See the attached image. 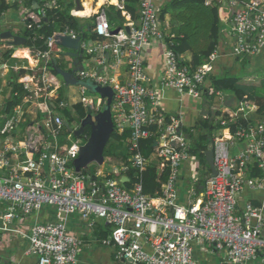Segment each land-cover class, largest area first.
<instances>
[{
	"label": "built area",
	"instance_id": "1",
	"mask_svg": "<svg viewBox=\"0 0 264 264\" xmlns=\"http://www.w3.org/2000/svg\"><path fill=\"white\" fill-rule=\"evenodd\" d=\"M166 1L169 0H142L138 25L127 17L128 22L117 35L112 34L114 30L105 12L96 13L94 32L101 40L81 44L85 54L96 62L104 64V55L111 53L116 63L124 60L128 68L126 85L97 71L76 74L81 81L113 88L115 133L130 132L129 164L110 170L114 178H108L103 170L94 179L84 171L76 173L73 163L89 137L64 135L63 110L81 103L86 110L91 107L95 113L101 111L100 100L87 97L84 87H80L78 102L61 98L59 77L50 69L53 59L62 55L56 37L80 36L74 29L66 28L48 40L47 51L34 53L30 69L33 74L21 81L26 96L19 99V105L0 130L4 139L0 153V203L8 206L0 231H10L15 220L34 216L46 206L54 207L55 222L36 223L30 230L27 255L35 257L37 264H77L83 244L68 231L67 221L72 215H78L91 227L103 220L112 228L102 245L115 249L118 263L131 258L134 264H196L194 244L199 241L226 254V264H248L257 254L264 256V202H240L247 191L264 193V123L257 119L256 103L244 99L227 109L223 104L228 96L216 92L224 108L216 112L225 115L220 121L223 129L212 144L217 176L210 175L201 198H193L196 193H192L188 205L179 203L182 168L190 164L197 174L195 166L200 168V164L191 153L192 140L185 132L184 117H170L162 111L161 90H173L180 97L203 104L205 92L214 93L209 77L219 73L217 63L221 56L215 50L200 67L185 64L168 43L175 36L165 31L161 21ZM219 2L225 4V0ZM213 4L214 0H206L207 6ZM228 6L234 12V44L229 57L245 59L258 54L264 45V1L252 0L241 7L230 0ZM59 7L60 0H43L37 13L24 7L21 23L26 25L29 20L41 29L47 12ZM115 7L124 11V2L118 1ZM105 39L112 41L106 43ZM153 47L160 49L162 56V72L154 86L144 61L145 51ZM37 113L45 118H36L28 139L14 144L13 135L19 124ZM232 126H236L234 132ZM71 127L77 131L80 124ZM60 137L69 144L60 146ZM147 139L155 141L159 170L168 173L157 198L146 195L140 181L151 164L141 150V143ZM238 146L242 149L237 150ZM131 169L137 172V182L127 189L121 178L127 177ZM253 171H260L262 176L252 177Z\"/></svg>",
	"mask_w": 264,
	"mask_h": 264
},
{
	"label": "crops",
	"instance_id": "2",
	"mask_svg": "<svg viewBox=\"0 0 264 264\" xmlns=\"http://www.w3.org/2000/svg\"><path fill=\"white\" fill-rule=\"evenodd\" d=\"M7 1L14 2L16 0ZM118 1L119 0H91V8L93 10L91 15L87 17H80L76 15L82 12L78 11L76 5L75 9L71 12V15L74 13L76 15L75 17L90 18L98 12H103V8L108 5L112 4L113 6H116ZM170 1L171 0L168 2L166 1L164 7ZM79 2L81 3L84 11L85 3H87L88 0H79ZM221 8L224 9L219 13V20L222 24L220 26L219 41L216 48L219 52V56L221 57L217 63L219 73L216 76H220L224 73L233 75L234 73L232 68L237 62L236 59L229 57L234 44V34L229 28V25H231L234 30L232 25L234 12L230 11L228 4L226 3L221 4ZM22 12L23 9H21L18 13L14 11L7 12L2 19L0 27L4 29V31H11L13 34L18 35L21 27L23 26V23H21ZM228 19H230V21ZM163 23L166 28V32L169 33L173 31V28H177L179 26L170 15L165 16ZM111 41V39L104 40L106 43H111ZM59 49V52L64 54L62 48ZM34 57V52L29 48L20 47L18 49H13L7 46L5 42H0V130L3 128L7 118L12 116L13 109L19 105V102H17L11 113H6L7 104L13 97L12 84L16 83L21 85L23 88L21 81L24 79L28 80L29 76H32L33 74L30 69L33 66ZM104 59L105 63L101 64L99 60L96 62L95 59L85 54L82 60L77 61L71 59L72 64L66 63V71L73 70V67L77 70L83 69L86 72L97 71L99 75L114 78L120 84L126 85L129 82V73L125 61L122 60L118 63L117 60L116 63L111 53H106L104 55ZM182 59L185 64L189 65L193 59V55L191 52H187L182 55ZM241 59L242 61L245 60L246 63L241 61L242 63L238 62L237 66H244L241 64H246L243 78L247 77V75L251 73H258L260 69H264V45L261 47L258 54ZM144 61L146 72L150 79V84L154 86L162 72V56L160 49L153 47L145 51ZM84 65H86L88 69H85L86 67ZM59 81L62 89L63 86H67L68 90L72 87L66 85L62 79H59ZM80 90L81 88L78 87L76 92L79 91L80 94ZM19 98L20 97L17 99ZM94 98L95 97H92L91 99ZM78 99L74 97L71 101H68L64 98V100L69 103L78 102ZM235 102V99L228 96V100L223 104V106L227 109H231L235 106ZM27 106L28 105H23V108ZM161 107L162 111L167 116H183L185 119V131L189 130L190 132L193 131L200 122L205 121V118L213 115L217 109L221 112L224 111V108L220 106L219 101L213 107V105L209 104V102L207 103V101H204V103L201 104L193 101L189 97H180L179 94L173 90H161ZM206 113H209V115ZM36 118L37 121L43 120L40 118V115L37 114L34 116H28L19 124L18 130L13 135L12 142L14 144L28 139L31 127ZM126 133L130 134L129 131H126L124 134ZM3 144L4 139L0 136V153L3 150ZM240 149H242V147L238 146L237 150ZM122 165L123 164L120 163L119 166ZM195 169H197V174L190 164H185L182 168L179 183V203L182 205H188L189 201L192 199V193H196V196L193 197L196 199L201 198L204 193L205 185L202 184L203 181L200 180V168L195 166ZM248 201L253 202L255 205H260L264 202V193L261 191H247L244 195H242L240 202L241 204H245ZM7 208L8 206L6 203H0V225ZM55 221L56 209L51 206H46L34 216L27 217L22 220H15L9 226L10 231H0V264H37V259L35 257L27 255V251L30 246L28 239L30 230L36 223L45 224ZM67 228L69 233L79 239L83 244L82 253L78 258L77 264H122L116 261L115 249L113 247H105L102 245V241L111 235L112 230V228L105 221L98 220L94 226L91 227L78 215H72L68 218ZM193 258L196 264H226V254L218 253L214 251L213 246L200 241L194 244ZM248 264H264V256L261 253L257 254L256 257Z\"/></svg>",
	"mask_w": 264,
	"mask_h": 264
},
{
	"label": "trees",
	"instance_id": "3",
	"mask_svg": "<svg viewBox=\"0 0 264 264\" xmlns=\"http://www.w3.org/2000/svg\"><path fill=\"white\" fill-rule=\"evenodd\" d=\"M77 0H60V7L55 11H48L46 18L42 19L41 29H37L36 25L27 20L26 25H23L19 31L18 36L26 39V43L23 48H29L35 52H45L48 50V40L56 33H63L66 28H72L75 32L82 37L83 41L95 42L101 40L100 37L94 32L96 25V16L90 18H79L71 15V12L75 9ZM111 1V0H109ZM121 1V0H119ZM124 2V11L119 10L113 5H108L103 8L112 30L122 29L128 22L127 17H130V21L138 25L140 21V5L142 0H122ZM241 7L249 4L252 0H234ZM43 0H21L9 2L7 0H0V18L4 17L9 11L18 13L21 9L28 8L33 12H39L42 6ZM230 0H225L228 4ZM36 6L38 8L36 9ZM221 7L219 0H214L213 6H207L206 0H171L161 12V21L164 24L165 16L170 15L172 19L179 25L177 28H173L170 35H174V38H169L168 43L172 50L177 54L179 58L182 55L191 52L193 59L190 62V66L197 68L204 65L211 54L216 50L219 41V30L221 22L219 20V11ZM126 13V15H124ZM31 27L30 29L28 28ZM164 27V25H163ZM165 31L166 28L164 27ZM4 32V29L0 27V35ZM63 55L60 59H53L57 61L59 67L66 70V64L62 61ZM62 59V60H61ZM237 62L242 61L241 58H236ZM53 61L50 64V69L54 74ZM242 61V62H241ZM15 62V61H14ZM64 63V65H63ZM246 63V62H245ZM244 66L246 64H243ZM243 76L236 77L229 73L221 74L220 76L212 75L209 77L211 87L214 89V93L205 92L204 99L209 104L215 106L218 103L216 92H223L225 95L232 97L236 102L248 99L256 103L258 106L257 119L264 123V76H261V82L259 85H247L243 83ZM12 99L7 104L6 113L10 114L14 106L26 96L21 85L16 83L12 84ZM61 98L63 97L60 92ZM20 97L19 99H17ZM61 116L73 126V122L77 121L80 124L87 116V110L81 103L72 105L71 107L63 110ZM221 118H225L220 111L215 112L205 121L200 122L194 129L193 133L189 130V138L192 140V155L198 159L201 171L202 184H206V181L211 175L209 166L206 161V152L212 149L213 139L223 129L220 125ZM220 119V120H219ZM1 123V122H0ZM244 124V122H241ZM239 124V123H238ZM237 124V125H238ZM232 132L235 131L236 126L230 127ZM90 128L85 130L84 136H90ZM68 134L66 128L64 135ZM130 134L119 135L115 133L110 140L105 150V163L108 160L117 161L123 165H128V150L127 141ZM141 150L146 158L151 159V164L142 175L140 181L142 182L144 193L151 198H157L161 195L162 185L167 178V170H159V161L156 157L155 141L147 139L141 143ZM85 174H90L93 179L95 175L90 171H84ZM252 177H260L262 173L260 171H253ZM108 178H114L113 174L107 172ZM129 179L128 183L122 184L123 187L130 189L137 182V172L131 169L127 172Z\"/></svg>",
	"mask_w": 264,
	"mask_h": 264
},
{
	"label": "water",
	"instance_id": "4",
	"mask_svg": "<svg viewBox=\"0 0 264 264\" xmlns=\"http://www.w3.org/2000/svg\"><path fill=\"white\" fill-rule=\"evenodd\" d=\"M21 1V0H16ZM78 11H83V7L79 0L76 1ZM38 6H36V9ZM129 33L130 30L127 29ZM119 29L112 32L113 35H117ZM56 45L67 52L62 54L65 59L82 60L85 55V50L81 47L82 37L73 39L70 36L58 35L55 39ZM0 42H5L7 46L18 49L23 47L27 42L26 39L13 34L11 31H4L0 35ZM53 70L56 75L62 79L66 85L72 87H84L88 90L91 96L96 100H100L101 111L95 113L91 107L87 108V116L80 123V127L77 131L65 122V128L68 133L73 134L76 138H82L85 134L86 128H90V136L86 144L81 148L77 159L74 161V169L76 173L88 170L89 166L96 164L103 167L105 164V150L110 143L111 138L115 134V125L113 121L112 105L114 102L115 92L110 86H101L98 83H94L90 80L81 81L77 77V73L83 71V69L77 70L73 67V70L66 71L59 67L57 61H53ZM209 115V113H206ZM206 161L209 166L211 175L217 176V168L214 163L213 149L206 152ZM129 182L128 178H121V183L125 184ZM122 264H134L133 259H123Z\"/></svg>",
	"mask_w": 264,
	"mask_h": 264
},
{
	"label": "rangeland",
	"instance_id": "5",
	"mask_svg": "<svg viewBox=\"0 0 264 264\" xmlns=\"http://www.w3.org/2000/svg\"><path fill=\"white\" fill-rule=\"evenodd\" d=\"M224 8H226V7H224ZM224 8H221L220 7L218 9L219 13L222 12ZM228 8L230 9L229 6H228ZM230 11H232V10L230 9ZM230 14H231V12H230ZM230 17H231V15H230ZM228 20L230 21V19H228ZM229 28L231 29V32L233 31V33H234V30H233V28H232L231 25H229ZM62 51H63V53H66V50L65 49H62ZM62 61L65 64L66 63L67 64H72L71 63V59H65V58H63ZM64 63H63V65H64ZM237 63L238 62H236L235 65L232 68V71L234 73L233 76L241 77V79H242V76H244L245 66H237ZM241 65H243V64H241ZM84 66L86 67L85 69H88V67L86 65H84ZM256 74L251 73V74L247 75V77H245L243 79V83L244 84H247V85H259L260 82H261V79H260L261 76H264V69H260L258 71V73H256ZM77 89H78V87H71L68 90V87L67 86H63V89L60 92H62V94H63V96H64V98L66 100L71 101L74 97H76L77 99L80 97L79 91L76 92ZM87 97H91V95H90L89 92L87 94ZM37 114L40 115V118L41 119H44L45 118V115L40 114V113H37ZM72 124H73V127H76L78 125V122L77 121H74ZM65 135H67V134L65 133ZM58 143H59L60 146L69 144V142H67V140H66L65 137H60L59 140H58ZM119 165H120V163L117 162V161L108 160L107 164L105 163L103 167H100V166H98L96 164L90 165L89 168H88V172L90 171L91 173H93L94 175H96L98 171L103 170V171H105V173H107V172L110 171V169H114L115 167H118Z\"/></svg>",
	"mask_w": 264,
	"mask_h": 264
},
{
	"label": "bare ground",
	"instance_id": "6",
	"mask_svg": "<svg viewBox=\"0 0 264 264\" xmlns=\"http://www.w3.org/2000/svg\"><path fill=\"white\" fill-rule=\"evenodd\" d=\"M99 5H101V4H99ZM91 6H92L91 5V0H88V2L85 3L84 11H82V12L76 14V15H78L80 17H87V16L91 15L93 13V10H92Z\"/></svg>",
	"mask_w": 264,
	"mask_h": 264
},
{
	"label": "flooded vegetation",
	"instance_id": "7",
	"mask_svg": "<svg viewBox=\"0 0 264 264\" xmlns=\"http://www.w3.org/2000/svg\"><path fill=\"white\" fill-rule=\"evenodd\" d=\"M87 128H88V127H87ZM87 128H86V129H87Z\"/></svg>",
	"mask_w": 264,
	"mask_h": 264
}]
</instances>
